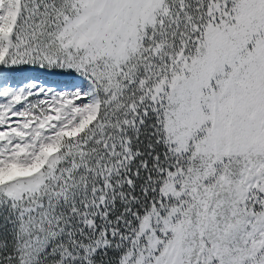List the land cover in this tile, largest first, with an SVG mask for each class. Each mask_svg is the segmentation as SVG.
I'll return each mask as SVG.
<instances>
[{"label":"snow or ice","instance_id":"obj_1","mask_svg":"<svg viewBox=\"0 0 264 264\" xmlns=\"http://www.w3.org/2000/svg\"><path fill=\"white\" fill-rule=\"evenodd\" d=\"M0 264H264V0H0Z\"/></svg>","mask_w":264,"mask_h":264}]
</instances>
